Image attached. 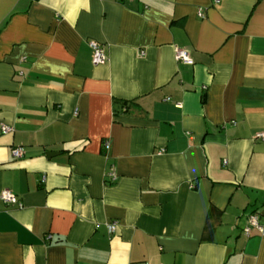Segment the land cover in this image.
Wrapping results in <instances>:
<instances>
[{
    "label": "crops",
    "instance_id": "obj_1",
    "mask_svg": "<svg viewBox=\"0 0 264 264\" xmlns=\"http://www.w3.org/2000/svg\"><path fill=\"white\" fill-rule=\"evenodd\" d=\"M0 124V264H264V0H0Z\"/></svg>",
    "mask_w": 264,
    "mask_h": 264
},
{
    "label": "built area",
    "instance_id": "obj_2",
    "mask_svg": "<svg viewBox=\"0 0 264 264\" xmlns=\"http://www.w3.org/2000/svg\"><path fill=\"white\" fill-rule=\"evenodd\" d=\"M119 1H121V0H119ZM198 15L200 17H203L201 11H199ZM89 46L92 50L91 63L95 66L103 64L106 60V57H105V54H104L101 46L99 44H97L96 42H93V41L89 42ZM175 56H176L177 61H183V62L190 63L188 53L184 50H176ZM12 131H13V129L11 127L0 124V132L2 134L11 133ZM254 138L256 140L264 141V132L257 133L254 136ZM102 146H103V149L108 150V148H109L108 141L104 140L102 142ZM22 154H23V149L21 147H15L12 149V156L14 158H20L22 156ZM107 179L110 182H114L116 179V176L113 172H110L107 174ZM0 200L3 201L5 204H12V205L20 206V203H19V200L17 199V197L9 191H3L0 194ZM114 230H115V224L114 223L107 225V231L109 234H112L114 232ZM252 230L257 231L259 234H263V231H264V226L260 223L259 215L256 213H252L248 216L247 225L243 229V233L246 237H249Z\"/></svg>",
    "mask_w": 264,
    "mask_h": 264
},
{
    "label": "trees",
    "instance_id": "obj_3",
    "mask_svg": "<svg viewBox=\"0 0 264 264\" xmlns=\"http://www.w3.org/2000/svg\"><path fill=\"white\" fill-rule=\"evenodd\" d=\"M260 0H256V3H258Z\"/></svg>",
    "mask_w": 264,
    "mask_h": 264
}]
</instances>
